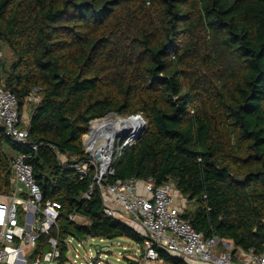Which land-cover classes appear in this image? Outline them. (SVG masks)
Returning a JSON list of instances; mask_svg holds the SVG:
<instances>
[{
  "label": "trees",
  "instance_id": "1",
  "mask_svg": "<svg viewBox=\"0 0 264 264\" xmlns=\"http://www.w3.org/2000/svg\"><path fill=\"white\" fill-rule=\"evenodd\" d=\"M0 43L13 55L0 57V84L28 108L38 144L34 178L87 218L63 230L143 243L103 212L97 187L82 197L93 170L80 179L70 167L88 158L92 119L140 114L145 128L107 181H172L203 238L264 255V0H0ZM35 86L41 97L27 102ZM24 149L0 123V193ZM158 262L188 264L163 249Z\"/></svg>",
  "mask_w": 264,
  "mask_h": 264
},
{
  "label": "built area",
  "instance_id": "2",
  "mask_svg": "<svg viewBox=\"0 0 264 264\" xmlns=\"http://www.w3.org/2000/svg\"><path fill=\"white\" fill-rule=\"evenodd\" d=\"M41 86H35L26 97L27 102H37ZM106 117V116H105ZM103 118V117H102ZM92 119L83 137L84 152L88 158L70 164L80 179L91 175L89 197L94 188L99 189L103 212L113 219L133 228L144 237L137 243L128 237L106 238L76 233L72 228L63 230V222L84 225L87 218L76 210L65 211L61 202L44 198L36 182L29 159L37 143H29L27 123L18 110L15 94L0 84V123L4 133L14 142L26 145L10 160L12 188L0 193V264H99L100 254L113 253L109 242L114 239L121 247L117 260L138 259L140 264L158 263V250L179 257L188 264H264V255L253 249L234 247L224 238H203L191 223L181 216L185 200L172 181L156 184L152 177L116 179L113 174V157L136 140V132L125 130L103 146L104 131L93 133ZM65 160L63 155L59 156ZM86 244L95 250L89 252ZM137 248L132 250L131 246Z\"/></svg>",
  "mask_w": 264,
  "mask_h": 264
},
{
  "label": "bare ground",
  "instance_id": "3",
  "mask_svg": "<svg viewBox=\"0 0 264 264\" xmlns=\"http://www.w3.org/2000/svg\"><path fill=\"white\" fill-rule=\"evenodd\" d=\"M111 115H108L107 117H103L100 120L93 121L92 122V127H93V133L92 134H97L100 131H104V142L103 146L108 145L113 137L116 135L118 136L120 131H125V130H132L134 129L133 132L138 131L139 128L142 127V122L134 117L130 118H124L116 115V117L113 116L108 118ZM140 125V126H138ZM105 144V145H104Z\"/></svg>",
  "mask_w": 264,
  "mask_h": 264
},
{
  "label": "rangeland",
  "instance_id": "4",
  "mask_svg": "<svg viewBox=\"0 0 264 264\" xmlns=\"http://www.w3.org/2000/svg\"><path fill=\"white\" fill-rule=\"evenodd\" d=\"M0 57L1 59L5 62V63H9L12 59H13V55H12V52L9 50V48L7 47L6 44L4 43H0ZM27 114H28V108H27ZM111 116H109L108 118L106 119H109L110 117L113 118L116 117L115 114H110ZM107 117V116H106ZM117 118V117H116ZM25 123L28 122V120L26 121V117H23ZM139 119V118H137ZM144 119V118H143ZM143 119H139L141 122H142V125H143ZM145 121V119H144ZM146 122V121H145ZM140 126V125H138ZM130 131H134V129L130 130ZM84 137V136H83ZM118 137L120 136H114V140L117 141ZM185 206H186V202H185ZM117 240H121L123 243H127L128 241H126L125 239H114L112 241H106V242H109V244L112 246V251L113 253H106V255H104L105 253H101L100 254V259H101V262L99 264H127V260L124 259V258H120V260H117L116 258L118 257V254L117 252L118 251H121V247L120 246H117L115 243ZM86 248H88L89 252L93 253V255H95V250L89 246L88 244H86ZM132 250H135L137 248V246L135 245H132L131 246ZM158 263H161V262H158ZM162 264V263H161ZM163 264H166V263H163Z\"/></svg>",
  "mask_w": 264,
  "mask_h": 264
},
{
  "label": "water",
  "instance_id": "5",
  "mask_svg": "<svg viewBox=\"0 0 264 264\" xmlns=\"http://www.w3.org/2000/svg\"><path fill=\"white\" fill-rule=\"evenodd\" d=\"M130 117H134V118H140L141 120L143 119V117L140 114H135V115H131L129 117H124V118H130ZM146 122L143 119V125L141 128L138 129V131H136V137H138L141 132L143 131V129L145 128ZM123 131H120L119 133H121ZM130 264H140L138 259H134V258H128ZM151 264H156V263H151Z\"/></svg>",
  "mask_w": 264,
  "mask_h": 264
},
{
  "label": "crops",
  "instance_id": "6",
  "mask_svg": "<svg viewBox=\"0 0 264 264\" xmlns=\"http://www.w3.org/2000/svg\"><path fill=\"white\" fill-rule=\"evenodd\" d=\"M22 116L27 118L26 121L29 119V118H28L29 116H28V114H27V108H26V106L24 107V110H23V112H22Z\"/></svg>",
  "mask_w": 264,
  "mask_h": 264
}]
</instances>
